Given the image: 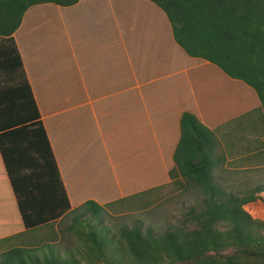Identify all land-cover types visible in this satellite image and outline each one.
Masks as SVG:
<instances>
[{
    "label": "trees",
    "instance_id": "1",
    "mask_svg": "<svg viewBox=\"0 0 264 264\" xmlns=\"http://www.w3.org/2000/svg\"><path fill=\"white\" fill-rule=\"evenodd\" d=\"M78 1L0 0V25L12 20L8 29L0 28V247H8L0 264H124L123 252L137 264H264V221L245 210L264 203V184L236 192L220 184L216 134L191 113L180 117L169 172L172 194L193 191L196 197L178 226L154 232L135 220L112 232L104 224L105 209L145 206L162 187L71 208L11 36L29 8ZM147 1L164 13L188 57L249 87L264 111V0ZM66 216L71 223L61 233L76 237L81 250L61 256L50 244L59 239L56 225Z\"/></svg>",
    "mask_w": 264,
    "mask_h": 264
},
{
    "label": "crops",
    "instance_id": "2",
    "mask_svg": "<svg viewBox=\"0 0 264 264\" xmlns=\"http://www.w3.org/2000/svg\"><path fill=\"white\" fill-rule=\"evenodd\" d=\"M90 15L94 26H104L108 36L99 41L103 49L79 62L75 29L83 25L81 16ZM10 23L0 28L8 29ZM137 25L146 30L138 31ZM11 37L72 209L89 200L98 204L103 196L97 190L111 189L110 176L117 164L112 157L173 160L183 113H191L215 132L219 158L215 175L264 172V111L255 93L219 69L217 73L208 62L188 57L175 43L164 13L149 1L79 0L69 7L34 6ZM63 47H69L71 58L58 62L55 57L48 67L46 57L58 55ZM64 95L66 103H61L59 96ZM81 138L83 146L75 143ZM90 139L102 144L107 160L97 179L100 186L87 194L77 191L82 181L77 162H84L81 152H95L96 143L90 145ZM118 151L124 155L114 156ZM236 181L246 186L245 181Z\"/></svg>",
    "mask_w": 264,
    "mask_h": 264
},
{
    "label": "rangeland",
    "instance_id": "3",
    "mask_svg": "<svg viewBox=\"0 0 264 264\" xmlns=\"http://www.w3.org/2000/svg\"><path fill=\"white\" fill-rule=\"evenodd\" d=\"M81 20H83V25H77L75 29V37L79 40L80 45L76 47L78 52L79 62L88 61L93 53L97 50L103 49V46H100V39L106 40L108 34L105 33V27L94 26L93 17L90 16H81ZM87 19H91L88 21ZM39 20L38 25L39 27ZM108 27V26H107ZM138 31L146 30L141 25H137ZM38 33V32H36ZM148 31L144 32L145 36ZM138 42L140 43L139 39ZM98 47V48H96ZM96 48V49H95ZM113 49V48H112ZM68 50V55L66 51ZM111 50V48L109 49ZM131 48L129 47V51ZM114 51V50H112ZM111 52V51H110ZM109 53V52H108ZM107 53V54H108ZM53 54V53H52ZM46 57V59H50L47 62V66L50 67L52 59L58 58V62L63 61L62 59L71 58V51L69 47L60 48V53L58 55H52ZM106 55H102L101 58H104ZM161 59L165 58V53H161ZM62 58V59H61ZM45 65V61L42 63ZM215 68V67H213ZM216 72L218 69H214ZM194 74L197 71L193 72ZM203 73L202 71L199 74ZM220 74V73H219ZM200 77L197 76L193 78L192 81L197 80ZM226 81L230 80L227 77H222ZM208 91L213 92V88H207ZM61 103H66V97L68 96H59ZM55 99V96H53ZM90 145L92 142L96 143L95 152L90 149L88 153L81 152V156L85 157L84 162H77L79 176L82 178L81 184L78 186V192L81 193H93L95 189L100 186V182L97 181L99 179L100 171L104 168L102 166L103 162L106 163L107 156L104 154V150L101 149V143H97V141H92L90 139ZM78 145H82L85 143L84 139L78 140L75 142ZM79 152V150L77 149ZM87 151V150H86ZM80 153V152H79ZM118 154L124 155L122 152H114V156H118ZM129 155V154H128ZM87 160L90 162V166L88 167V171L90 172L89 180L85 181L84 168L87 165ZM117 160V164L114 161ZM112 162L114 163L113 170L115 174L111 175V189L108 190H97V194L102 195L98 204L102 202H115L119 201L122 198L132 197L144 191L152 190L154 188L162 187L157 194L150 197V204L142 206L144 204H137L134 206H125L119 205L115 206L114 209H105L107 211V215L104 218V224L109 229L115 231L119 230L121 227H130L135 220L141 222L145 227H150L154 232H158L161 230H165L168 227L178 226L180 221H182L184 213L186 209L194 203V199L196 198L194 192L186 194L181 190L176 191L175 193H171L174 191L172 185H170L169 172L173 167L172 157L167 159H146V158H113ZM87 170V168H86ZM238 175V174H237ZM237 175H227L223 173H216L217 181L229 187L228 191L236 192L238 190H243L244 186L241 183L235 182V180L241 179V182L245 181L247 188H251L257 185L264 183V172L262 173H249L243 176ZM109 176H106V181H109ZM95 181V183H93ZM101 181V180H100ZM102 184H104L102 182ZM167 186V187H165ZM82 187V189H80ZM85 189V190H84ZM264 199V194L262 195ZM102 201V202H101ZM142 206V207H141ZM116 210V211H114ZM245 210L257 220L264 221V203L257 202L255 204H250L246 206ZM72 216H66L56 225V231H58L59 239L56 242L50 244L51 249L55 253L61 254L64 256L66 254H76L81 250V245L76 237L68 234L61 233L70 223ZM11 247L16 245V241L13 240L9 243ZM117 246V245H116ZM7 247V246H6ZM6 247H0V253L5 251ZM119 247V246H117ZM10 248V247H9ZM47 250V249H46ZM122 258L124 264H137L132 258H130L127 254L122 253Z\"/></svg>",
    "mask_w": 264,
    "mask_h": 264
}]
</instances>
